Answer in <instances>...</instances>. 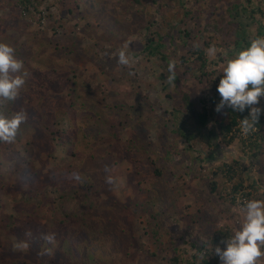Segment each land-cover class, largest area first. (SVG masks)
I'll list each match as a JSON object with an SVG mask.
<instances>
[{
	"label": "rangeland",
	"instance_id": "1",
	"mask_svg": "<svg viewBox=\"0 0 264 264\" xmlns=\"http://www.w3.org/2000/svg\"><path fill=\"white\" fill-rule=\"evenodd\" d=\"M32 1L25 9L20 0H0V43L14 48L25 80L14 100L0 99V117L26 115L14 139L0 140V264H41L11 228L27 220L40 224L59 262L221 264L213 246L223 248L246 217L233 186L243 180L248 201L264 200V131L251 137L243 130L245 145L224 143L216 121L227 108L215 110V87L227 62L249 47L242 32L249 43L264 37V0ZM150 41L164 46L166 62L149 54ZM197 43L209 59L207 76L200 63L181 64ZM121 52L127 64L119 63ZM170 64L179 83L168 79ZM205 109L206 128L198 118ZM181 124L187 137L176 131ZM250 141L261 145L256 157ZM133 154L144 165L131 162ZM226 165L236 172L230 183L214 176ZM156 170L163 175L153 176ZM87 176L102 186L97 202L105 209H79ZM63 193L72 200L63 204ZM151 200L156 206L146 212ZM84 217L103 232L89 234ZM59 231L71 236L72 251L61 242L60 254Z\"/></svg>",
	"mask_w": 264,
	"mask_h": 264
},
{
	"label": "clouds",
	"instance_id": "2",
	"mask_svg": "<svg viewBox=\"0 0 264 264\" xmlns=\"http://www.w3.org/2000/svg\"><path fill=\"white\" fill-rule=\"evenodd\" d=\"M120 64H127L126 55L121 52ZM22 61L15 56V50L7 43H0V99L14 100L25 83L22 75ZM169 81L175 77L173 65H169ZM221 99L216 106L218 113L225 108L233 112L249 114L241 120L244 132L253 130L264 109L258 107L264 98V37L253 40L248 48L230 59L223 70L217 87ZM26 120L23 112L11 118L0 117V140L15 138L20 125ZM245 221L230 238L213 246V254L221 264H260L264 258V200H250L244 205Z\"/></svg>",
	"mask_w": 264,
	"mask_h": 264
},
{
	"label": "trees",
	"instance_id": "3",
	"mask_svg": "<svg viewBox=\"0 0 264 264\" xmlns=\"http://www.w3.org/2000/svg\"><path fill=\"white\" fill-rule=\"evenodd\" d=\"M34 1H36V0H34ZM32 4H34V2L32 0H20V5L25 9H29V6ZM261 34H263V31L258 32V35H261ZM241 37H242L241 42H245L250 46L251 43H249L246 40L245 33L242 32ZM150 42L151 43L149 45H147V47H146V50L149 52V54L154 55V56H158L162 61L166 62L168 60V55H165L164 52L161 50L164 48V46L161 45V43H158L156 46H154L153 41H150ZM241 42H240V40H237L236 47L237 46L239 47ZM190 54H191V56L189 58H187L186 56H183V58L181 59L182 60L181 64L188 62L187 60H189V61L192 60L196 65L200 63L198 69L201 72V74L203 76L209 75V74H207V68L210 65V63H209L207 53L203 49V47L199 43H197L195 46V50L193 52H191ZM190 70H191V68H190ZM196 71H197L196 69H192V72H193L192 75H194L193 77H195L196 73H194V72H196ZM174 73H175L174 79L176 82L179 83L181 76H180L179 72L174 71ZM218 85L215 87L216 88L215 93L217 96L220 97L219 93L217 92ZM258 107L263 109L261 104H259ZM248 114H249L248 110H245L243 113H241V112H233L232 109L227 108L226 115L224 117H222L220 120L216 121V125H218L219 129H220L219 132H220L221 140L224 143L231 145V144H233L234 141L237 140V138H239V140L242 142V145L246 144V141L243 140V127L241 124V120L246 118L248 116ZM209 117H210V114L206 109H205V113L198 115L199 123L202 125V127H205V128L207 127V121H208ZM112 126H114V128L123 129V126H121V125H118V126L112 125ZM184 127H185L184 124L178 125V126H176V131L181 136L187 137L188 135H186V133L184 132ZM263 131H264V114L261 115L259 122L254 125L253 130L250 131L248 134H249V136L252 137V135L254 136V133H255L256 134L255 136L258 137L263 133ZM79 132H80V130L77 133L78 139H79ZM58 134H60V133H58ZM112 136H115L117 138V137H120V134L115 133V134H112ZM82 137L84 139V136H82ZM62 138H63L62 143H64L65 142L64 139H66V135L65 136L62 135ZM129 142H131V141H129ZM257 142H259V141H257ZM132 144H133V142H131V145ZM250 144H251V146H254V148L256 150L255 157L258 156L259 147L261 145H259L258 143H254L252 141H250L249 145ZM136 149L139 150L138 147ZM148 159H149V157L147 158V160ZM135 160H137V159H135ZM135 160H134V154H133L132 158L130 157V161L134 162L136 165H138V167L141 165V163H142V165H144V162H142V160H140V159H138L137 161H135ZM154 164L155 163L153 161V165ZM74 167H75V169H77L78 165H76ZM225 168H228V170H225L223 167L218 168L214 172V176H218L219 174L222 173V174L226 175V178L228 179L229 183L233 182V180L236 176V172L232 169V166L226 165ZM136 169H137L136 170L137 174H139V171H140V174L145 176V174L139 168H136ZM152 175L153 176H162L163 173L161 172V170H156L153 172ZM83 179H84V182H82V185H81L82 195L78 196L79 198H81L79 209L81 207V204L84 207L83 211H87L88 210L87 208H93V207H95V208L99 207L100 209H105V206L99 200H98L99 204L97 202L98 193H101V191H103L102 186L100 187V185L95 184L94 180L91 179V177L87 176L86 178H83ZM102 180L106 181L107 179H102ZM210 187H211V191L214 193L218 187L217 182L212 181L210 183ZM254 187H255V184L252 183L250 185V188H254ZM241 188H243V180H240L239 183H237L233 186V192H234V194H233L234 196L232 198L233 202H235L236 195H238V192L240 191ZM61 189L62 188L58 186V191ZM105 191H107V190H105ZM62 196H63L62 197L63 198V200H62L63 204L70 202V200H72V198H73V196H71L68 193L66 195H65V193H63ZM245 196L247 198H249L250 194L247 193V194H245ZM45 197L46 198L44 199V201L46 204L53 203L52 200L49 199L48 196L45 195ZM153 200H151L150 202H147L146 204H143V210H146V212H147V211H149L148 209L154 208L156 206L155 205L156 202H153ZM103 201L106 205L111 202L110 200L109 201L103 200ZM33 203L34 202H33L31 196H29L28 199L24 201L25 207H28V208L31 205H33ZM111 204H112V202H111ZM53 205H55V204H53ZM33 206H35V205H33ZM112 206H114V204H112L110 207H112ZM135 208H138V206H135ZM62 211H63L62 209L57 210L56 215H60V214L62 215L63 214ZM76 214L77 213H74L75 217L77 216ZM65 215H66L67 221L72 220L73 214H72V216H70V215H67V213L65 212ZM61 222H63V224L66 223L64 219ZM84 222L86 223V226H87L86 230L88 231L89 234L97 233L99 231L103 232V229H101L100 227H97V226H93V228L91 229L92 225L88 223V217H84ZM21 225H23L22 228H20L19 226H15V227L11 226V228L13 229V234H15L17 236L20 233L23 234L22 236L19 237V239H20L19 246H28L29 250L30 251L33 250L35 252V254L37 255L36 257L31 256L32 261H36V262L38 261L41 264H72L71 262H68V261L65 262L63 260H61V262H59L56 259V257H54L57 254V249H53V247H51L52 244L49 243L50 240L47 238L48 236L46 234L43 236L42 233H40V229H38L40 224L38 222H36L34 220H32V221L27 220V221H23ZM16 227L18 228L19 231L15 230ZM157 228H158V231H160L159 230L160 227L157 226ZM158 231L156 230V233H155L156 235H159ZM80 239H81V237H80ZM57 241H58L57 245L60 246V254H61V250L63 248V245H61V242H65L66 245L69 247L68 249H70L71 251L74 249L73 247L75 245L73 243L71 236H69L67 233H64V231L58 232ZM36 243H38V245L42 244V247L44 246V248L40 250V251H42V253L40 254L42 259H39V255H38L40 252L39 249L34 250V244H36ZM46 258H48V259H46ZM100 258H101V256H100ZM61 259H62V256H61ZM103 261H104V257H103ZM204 264H211V263L205 262Z\"/></svg>",
	"mask_w": 264,
	"mask_h": 264
},
{
	"label": "built area",
	"instance_id": "4",
	"mask_svg": "<svg viewBox=\"0 0 264 264\" xmlns=\"http://www.w3.org/2000/svg\"><path fill=\"white\" fill-rule=\"evenodd\" d=\"M236 201L239 205V207L244 206L248 202V198L245 196L244 191H240L238 195H236Z\"/></svg>",
	"mask_w": 264,
	"mask_h": 264
}]
</instances>
